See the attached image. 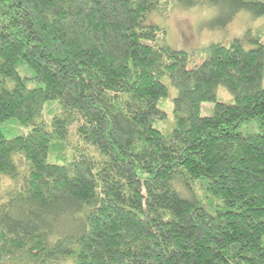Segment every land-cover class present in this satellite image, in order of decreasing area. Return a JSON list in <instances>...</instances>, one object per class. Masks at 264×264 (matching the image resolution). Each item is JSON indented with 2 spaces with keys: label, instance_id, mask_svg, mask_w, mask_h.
<instances>
[{
  "label": "trees",
  "instance_id": "16d2710c",
  "mask_svg": "<svg viewBox=\"0 0 264 264\" xmlns=\"http://www.w3.org/2000/svg\"><path fill=\"white\" fill-rule=\"evenodd\" d=\"M195 6L215 29L264 18V0H0V264H264V28L162 44L153 15Z\"/></svg>",
  "mask_w": 264,
  "mask_h": 264
},
{
  "label": "rangeland",
  "instance_id": "374dc122",
  "mask_svg": "<svg viewBox=\"0 0 264 264\" xmlns=\"http://www.w3.org/2000/svg\"><path fill=\"white\" fill-rule=\"evenodd\" d=\"M216 19V9L208 6H195L191 8L170 7L166 15H153L155 24L166 30L162 44L172 49L196 52L200 47L206 46L210 42L228 43L234 38L246 36L249 41L264 28V18L252 17L248 12H240L222 29L212 28L210 25ZM201 58H194L195 63H199ZM169 87V95L160 103V107L168 113L166 121H157L156 126L165 134H169L175 124L174 98L177 97L178 90L170 79H165ZM218 99L231 101L232 94L224 86L218 88ZM205 106V108H204ZM207 112V110H209ZM213 112V103H204L202 114L208 115ZM9 181L0 180L1 185ZM203 194V193H201Z\"/></svg>",
  "mask_w": 264,
  "mask_h": 264
}]
</instances>
